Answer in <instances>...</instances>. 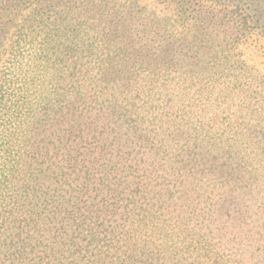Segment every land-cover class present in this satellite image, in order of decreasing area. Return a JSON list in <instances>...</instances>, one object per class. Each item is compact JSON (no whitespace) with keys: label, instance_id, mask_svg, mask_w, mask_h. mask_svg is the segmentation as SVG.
I'll use <instances>...</instances> for the list:
<instances>
[{"label":"trees","instance_id":"1","mask_svg":"<svg viewBox=\"0 0 264 264\" xmlns=\"http://www.w3.org/2000/svg\"><path fill=\"white\" fill-rule=\"evenodd\" d=\"M264 0H0V264H264Z\"/></svg>","mask_w":264,"mask_h":264},{"label":"rangeland","instance_id":"2","mask_svg":"<svg viewBox=\"0 0 264 264\" xmlns=\"http://www.w3.org/2000/svg\"><path fill=\"white\" fill-rule=\"evenodd\" d=\"M146 4L155 0H142ZM237 54L261 76H264V36L255 34L251 39L240 45Z\"/></svg>","mask_w":264,"mask_h":264}]
</instances>
